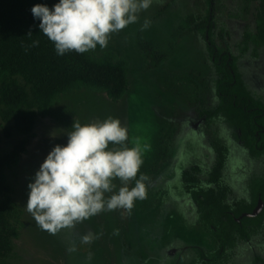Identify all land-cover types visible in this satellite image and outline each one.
I'll return each instance as SVG.
<instances>
[{
	"label": "rangeland",
	"instance_id": "obj_1",
	"mask_svg": "<svg viewBox=\"0 0 264 264\" xmlns=\"http://www.w3.org/2000/svg\"><path fill=\"white\" fill-rule=\"evenodd\" d=\"M256 7L253 0H211L212 32L217 49L236 58L247 89L264 104V47L251 39L245 43L254 32ZM207 11L206 0H153L136 23L110 35L107 47L89 51L93 56L111 52L127 62L129 87L120 100L84 89L61 96L46 116L36 119L29 137L0 120V157L26 142L17 166L5 171L22 228L11 251L1 253L0 264H205L198 252L216 251L198 221L196 204L184 191L182 172L199 167L197 187H205L215 157L211 143L220 141L228 150L222 182L232 190L230 201L248 200L250 181L264 173V157L250 158L223 119L201 115L217 104L205 38L193 32L177 39L172 35L185 17L205 18ZM145 19L150 25L142 28ZM108 117L127 128L126 147H141L136 179L146 178V198L134 201L130 211H102L50 235L26 210L27 185L52 148L67 145L73 122L84 125ZM113 182L117 191L123 186L118 179ZM127 186L131 190L135 180ZM89 234L91 243L83 242ZM218 264H264V220L259 232L227 250Z\"/></svg>",
	"mask_w": 264,
	"mask_h": 264
},
{
	"label": "trees",
	"instance_id": "obj_2",
	"mask_svg": "<svg viewBox=\"0 0 264 264\" xmlns=\"http://www.w3.org/2000/svg\"><path fill=\"white\" fill-rule=\"evenodd\" d=\"M207 16L185 17L172 35L173 39L196 33L205 38V46L215 76L217 104L202 116L221 118L235 131V139L252 159L264 157V104L247 89L238 71L237 60L220 52L213 42L211 0ZM254 13V32L245 36L264 47V0ZM59 0H0V120L22 137L32 135L37 118L44 117L59 97L79 90L101 91L112 102L123 98L129 87L128 64L111 52L93 56L90 52L57 55L38 27L31 8L46 5L50 9ZM31 32V36L28 33ZM207 36V38H206ZM33 41H39L32 47ZM8 135V130H6ZM214 163L206 174V186L198 188L201 169L193 166L182 172L184 191L196 204L202 229L215 242L217 249L198 256L205 264H218L227 250L247 242L259 232L264 220V173L250 181L248 200L230 201L232 190L222 182L228 150L220 141L212 142ZM26 142L18 144L5 157H0V255L11 251L13 240L22 228L21 212L13 202L5 171L17 166ZM135 180V179H134ZM263 209L251 217L258 202Z\"/></svg>",
	"mask_w": 264,
	"mask_h": 264
},
{
	"label": "clouds",
	"instance_id": "obj_3",
	"mask_svg": "<svg viewBox=\"0 0 264 264\" xmlns=\"http://www.w3.org/2000/svg\"><path fill=\"white\" fill-rule=\"evenodd\" d=\"M152 2L59 0L51 9L34 5L31 13L39 20L40 32L53 43L56 54L63 56L69 52L83 54L95 50L97 45L101 49L107 47L110 35L136 23L139 13ZM149 25L145 19L142 28ZM38 44L33 41L31 46ZM71 129L67 132V145L54 146L33 182L27 185V212L40 229L53 236L102 211H130L134 201L144 200L147 195L143 182L146 178L136 179L143 163L141 147L139 143L131 148L125 146L128 131L119 119L108 117L84 125L77 121ZM116 179L123 185L118 191L113 182ZM134 179L135 186L130 190L128 182ZM82 240L91 243V234Z\"/></svg>",
	"mask_w": 264,
	"mask_h": 264
},
{
	"label": "water",
	"instance_id": "obj_4",
	"mask_svg": "<svg viewBox=\"0 0 264 264\" xmlns=\"http://www.w3.org/2000/svg\"><path fill=\"white\" fill-rule=\"evenodd\" d=\"M206 38H207V36H206ZM262 207H263V203H262L261 201H259L256 210H255L254 213H253L252 215H250V216H251V217L256 216V215L261 211Z\"/></svg>",
	"mask_w": 264,
	"mask_h": 264
}]
</instances>
